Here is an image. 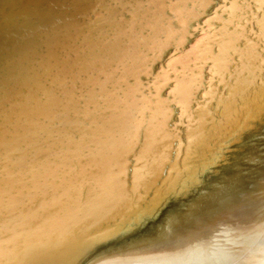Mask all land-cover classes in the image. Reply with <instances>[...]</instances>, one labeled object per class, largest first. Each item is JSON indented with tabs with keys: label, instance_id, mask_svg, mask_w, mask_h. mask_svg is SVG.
<instances>
[{
	"label": "bare ground",
	"instance_id": "6f19581e",
	"mask_svg": "<svg viewBox=\"0 0 264 264\" xmlns=\"http://www.w3.org/2000/svg\"><path fill=\"white\" fill-rule=\"evenodd\" d=\"M0 264H264V0H0Z\"/></svg>",
	"mask_w": 264,
	"mask_h": 264
}]
</instances>
